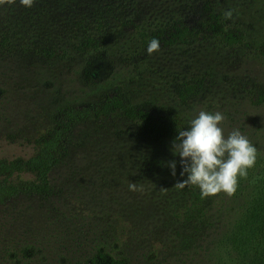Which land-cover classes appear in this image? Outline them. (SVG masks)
Returning a JSON list of instances; mask_svg holds the SVG:
<instances>
[{"label": "rangeland", "instance_id": "374dc122", "mask_svg": "<svg viewBox=\"0 0 264 264\" xmlns=\"http://www.w3.org/2000/svg\"><path fill=\"white\" fill-rule=\"evenodd\" d=\"M136 7L141 19L186 22L209 7L226 29L243 26L248 42L232 47L211 35L148 55L126 29L113 40L120 47L90 59L58 44L74 28L73 19L58 18L57 6L37 13L31 24L21 19L27 8L18 0L0 6V161L16 160L0 170V184L20 186L36 178L52 189L0 202V264H86L101 247L129 264H264V242L251 259L238 240L252 201L264 199V0H137ZM229 10L233 15L226 20ZM32 37L38 46L27 48ZM196 81L202 86L180 101V87ZM116 93L135 107L172 108L184 130L199 111L222 112L225 137L238 129L256 147L255 166L238 180L232 197L201 199L195 186H174L187 175L180 176L179 157L170 151L174 138L155 139L136 120L117 114L75 115L66 150L46 173L34 176L23 164L62 109L80 110ZM173 159L175 177L166 166ZM129 183L142 190L129 191ZM185 207L202 217L193 229L183 221ZM98 264H109V258Z\"/></svg>", "mask_w": 264, "mask_h": 264}, {"label": "trees", "instance_id": "16d2710c", "mask_svg": "<svg viewBox=\"0 0 264 264\" xmlns=\"http://www.w3.org/2000/svg\"><path fill=\"white\" fill-rule=\"evenodd\" d=\"M61 0H34L35 5L40 3L36 11L31 8L26 9V14L21 19L31 20L41 15L52 12L53 5L59 8V19H73V31L58 44H67L82 52L88 57H107L108 49L111 46L120 47L119 42H114L122 36V32L129 30L131 38L137 41V48L147 49L149 42L155 38L160 42V47H169L175 44H193L202 42L209 36H217L220 40L229 45H245L248 41L244 38L245 29L243 26L226 29V23L222 21L221 15L213 9L206 7L203 14H198L199 18L194 22L184 20L155 18L154 20L141 19L137 0H63L67 3L57 4ZM139 1V0H138ZM56 2V3H55ZM147 18V17H146ZM165 19V20H156ZM11 35V33H9ZM79 39L77 40V36ZM26 45L27 48L38 46V41L33 40ZM36 46V47H37ZM110 46V48H109ZM261 52L264 56V42L261 44ZM132 59V54L131 57ZM199 81L195 83H184L177 91L180 101L185 102L193 95L199 87ZM82 114L90 118H111L113 114L136 120L140 123L143 132L151 137L175 138L178 131L182 129L181 120L178 114L169 107L156 109L139 108L127 103L121 95L112 94L98 104L81 107H66L61 114L56 116L55 124L48 136L40 137L37 140L35 155L23 161V164L30 169L34 176L46 173L51 166L49 164L61 155L65 150V136L71 130V120L75 115ZM5 160V159H4ZM0 161V170L6 166L15 165V161ZM42 172V173H41ZM40 176V175H39ZM30 192L48 195L52 192L47 182H39L36 178L31 182L22 183L20 186L0 184V202L15 196L19 192ZM252 206L247 210L244 223L239 228L241 251L251 259H255L253 252L264 242V199H255ZM193 207H185L183 210V221L193 229L197 223H201L202 217L194 215ZM204 215V214H202ZM232 245V232L228 236ZM102 249V247H101ZM97 249L93 257L86 261V264H98L109 258V264H129L124 256H109L107 251Z\"/></svg>", "mask_w": 264, "mask_h": 264}, {"label": "clouds", "instance_id": "9594fccd", "mask_svg": "<svg viewBox=\"0 0 264 264\" xmlns=\"http://www.w3.org/2000/svg\"><path fill=\"white\" fill-rule=\"evenodd\" d=\"M17 0H0V6H12ZM20 6L31 8L34 0H18ZM232 10L226 11V20L232 18ZM160 42L153 38L146 49L148 55L158 52ZM225 120L222 112L199 111L188 121L187 129L182 128L172 140L170 151L179 157L180 176L183 179L174 186L184 189L195 186L200 198L205 199L224 193L232 197L240 178L248 177V170L256 164L257 149L238 129L232 130L227 137L220 127ZM170 174L176 176L177 161H167ZM129 191H140L135 183H129Z\"/></svg>", "mask_w": 264, "mask_h": 264}]
</instances>
